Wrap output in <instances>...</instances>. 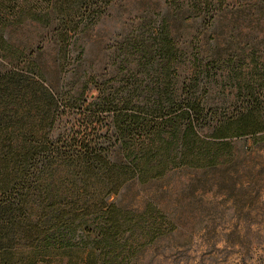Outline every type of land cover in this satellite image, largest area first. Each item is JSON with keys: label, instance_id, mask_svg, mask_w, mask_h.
Segmentation results:
<instances>
[{"label": "trees", "instance_id": "trees-1", "mask_svg": "<svg viewBox=\"0 0 264 264\" xmlns=\"http://www.w3.org/2000/svg\"><path fill=\"white\" fill-rule=\"evenodd\" d=\"M114 1L0 0V264L75 250L86 264H134L174 223L152 202L137 209L117 201L128 182L211 167L233 158L234 137L264 138V51L246 61L234 35L217 32L235 0H165L153 54L139 59V41L120 44L125 71L111 72L119 83L95 85L89 101L58 89L80 22ZM23 18L46 23L39 48L11 34ZM140 66L150 79H139ZM219 81L247 90L225 113H214L208 95ZM66 110L72 122L58 129Z\"/></svg>", "mask_w": 264, "mask_h": 264}, {"label": "rangeland", "instance_id": "rangeland-1", "mask_svg": "<svg viewBox=\"0 0 264 264\" xmlns=\"http://www.w3.org/2000/svg\"><path fill=\"white\" fill-rule=\"evenodd\" d=\"M166 5L165 0H116L96 20L84 18L64 61L66 76L58 89L72 95L82 93L89 101L98 94L95 85L117 82L111 72L118 69L121 76L125 71L119 65L120 44L134 39L140 49L144 45L141 51L135 50V57L153 54L160 39L156 17ZM235 7L231 17L223 18L218 36L226 38L232 33L246 53L259 54L264 51V0H235ZM23 20L11 26V34L17 41L39 48L46 41V23ZM177 24L182 30L184 22ZM47 52L52 56L56 50ZM250 56L246 54V61ZM151 75L152 71L147 76L144 66L139 67V79ZM204 89L202 93H206ZM210 91V101H217L218 106L214 113H225L226 105H239L247 90L219 81ZM227 92L229 99L224 100ZM63 113L58 129L72 122L68 113L74 112ZM234 139L235 155L230 160L211 167H176L146 183L131 181L115 196L121 204L137 209L152 202L174 223L171 230L144 247L134 264H264V138L253 141L246 135ZM24 250L16 249L15 257H24L20 253ZM85 255L75 250L37 264H86ZM23 261L19 264H29Z\"/></svg>", "mask_w": 264, "mask_h": 264}]
</instances>
